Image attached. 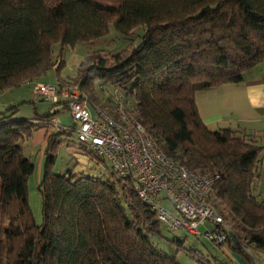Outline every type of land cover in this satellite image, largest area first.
<instances>
[{
  "label": "trees",
  "instance_id": "16d2710c",
  "mask_svg": "<svg viewBox=\"0 0 264 264\" xmlns=\"http://www.w3.org/2000/svg\"><path fill=\"white\" fill-rule=\"evenodd\" d=\"M110 25L125 37L139 26L143 32L117 50L88 52L75 75L56 84H77L92 113L100 108L115 118L113 97L101 98L96 88H122L132 98L123 104L161 153L214 175L210 201L228 236L206 238L214 227L208 221L198 235L246 258L249 249L264 254V194L253 192L262 147L234 129H208L195 103L197 92L238 83L264 64V0H0V90L61 64L52 56L55 43H86L107 35ZM16 110L0 112V264H182L153 244L163 223L154 203L164 198L145 203L134 176L122 178L112 167L95 177L52 172L76 126L59 125L46 138L36 223L27 197L34 163L24 146L56 111L22 119L12 117ZM78 147L106 161L86 144ZM172 242L186 250L182 240ZM198 255L199 264H228Z\"/></svg>",
  "mask_w": 264,
  "mask_h": 264
},
{
  "label": "built area",
  "instance_id": "2783aa9c",
  "mask_svg": "<svg viewBox=\"0 0 264 264\" xmlns=\"http://www.w3.org/2000/svg\"><path fill=\"white\" fill-rule=\"evenodd\" d=\"M32 94L52 103L65 100L69 117L77 124V141L109 162L120 177L134 176L136 193L145 203L153 204L158 197L170 199L175 213L157 209L158 219L170 229L198 235L199 225L208 221L214 227L203 235L218 242L226 240L229 228L217 227L222 216L210 201L214 175L184 167L161 153L123 103L114 106L115 118L100 108L92 113L77 84L36 82Z\"/></svg>",
  "mask_w": 264,
  "mask_h": 264
},
{
  "label": "rangeland",
  "instance_id": "374dc122",
  "mask_svg": "<svg viewBox=\"0 0 264 264\" xmlns=\"http://www.w3.org/2000/svg\"><path fill=\"white\" fill-rule=\"evenodd\" d=\"M142 32L143 27L139 26L135 28L132 36L125 37L121 36L113 25H110L107 35L86 43H78L73 47H61L59 43H55L52 46V56L59 57L61 64L54 65L36 80L33 79L30 82L22 83L13 88L0 90V112L6 111L8 107L13 105L17 107V110L13 113L12 117L23 119L26 118L27 115V112L23 110L27 105L31 108L32 111L30 113L32 115H35L33 106L37 107L36 112L40 115L44 114L46 111L52 110L57 105H54L48 100L33 96L32 88L36 82L56 84L58 79L69 80L75 75L79 62L88 52L98 49L117 50L129 44L131 39L137 42L139 40V34ZM96 91H98L103 99L112 96L114 100L112 107L118 103H123V101L127 103L132 101L131 96L126 94L122 88L110 84L103 83L100 86L98 83ZM62 125L71 126V121L66 120ZM68 138L71 140V145L64 144L57 150V155L51 169L52 172H63L64 170L71 169L74 173L95 177L101 176L107 171L112 170L109 162H98L94 154L89 156L84 148L78 147L79 142L76 139L75 133ZM29 152L30 151H27L25 154L31 155ZM31 159L34 163V169L27 181V197L34 220L36 223H40L42 220L41 196L37 184L39 178H41L43 174V160L42 166L39 167L38 158L32 155ZM253 192H255V190H253ZM162 195H164L163 192L160 193V197ZM159 207L173 212L170 199H156L154 208L158 209ZM205 226L210 225L207 223ZM199 229L203 233L204 225L201 224ZM150 238L157 248L174 256L182 264H199L198 254L207 258L214 257L228 264H264V254L256 250H250L249 248V252L245 250V252L249 254V257L246 258L241 253L229 251L226 245L219 247L203 236L189 234L183 229L171 230L163 223H160L159 231L152 234ZM173 239L182 240L186 250H178L176 243L172 242ZM190 249L196 253H191Z\"/></svg>",
  "mask_w": 264,
  "mask_h": 264
},
{
  "label": "crops",
  "instance_id": "0c3cea01",
  "mask_svg": "<svg viewBox=\"0 0 264 264\" xmlns=\"http://www.w3.org/2000/svg\"><path fill=\"white\" fill-rule=\"evenodd\" d=\"M195 103L198 114L208 129L231 128L251 135L262 147L259 154V176L254 182V190L255 193L264 194V64L246 70L238 83H224L197 92ZM55 105V108L49 110L52 113L56 111L53 117L47 124L35 129L24 146L26 152L30 151V157L35 155L38 158L39 167L44 160L48 134L66 120L71 121L65 105ZM33 108L37 113V107ZM23 110L27 112L26 117L34 116L30 113L32 110L29 105ZM71 125L77 127L72 121Z\"/></svg>",
  "mask_w": 264,
  "mask_h": 264
}]
</instances>
